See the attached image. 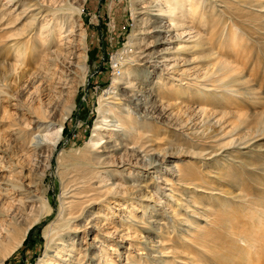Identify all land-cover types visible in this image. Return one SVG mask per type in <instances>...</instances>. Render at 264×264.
I'll return each instance as SVG.
<instances>
[{"label": "rangeland", "instance_id": "rangeland-1", "mask_svg": "<svg viewBox=\"0 0 264 264\" xmlns=\"http://www.w3.org/2000/svg\"><path fill=\"white\" fill-rule=\"evenodd\" d=\"M200 1V10H197L195 16H187L181 21L186 27L184 29L191 32L189 38L183 39L184 41L193 36L195 40L203 42L202 48H196L197 52L194 54H184L188 61H193L188 67L192 71L189 74L191 75L190 81H185L189 83V86H186L192 90L179 93L178 104L172 98L165 99V106L170 107L165 109L171 114L169 119H155L160 115L157 112L152 121L146 120V118L153 115L150 113L152 105L158 104L159 100L154 97L155 91L163 86L169 89L174 87L168 77L164 78L161 75L159 64L157 67L153 63L141 66V63L136 60L140 56V52L149 47L157 38L150 33L149 25L151 23L149 20H152L150 15L148 17L144 12L139 14L142 11V5L155 2L154 0H137L136 2L135 0H0V164L3 163L2 168L7 170L0 175L10 176L12 182L14 180L13 183L17 185L27 182L34 183L35 194L42 199V203L37 204L36 209L40 215L39 222L28 232L23 244L10 256L8 255L9 258L3 264H37L39 260L44 259V253L49 243L44 235L45 229L54 223L55 230L50 233L52 236L65 225L68 210L63 211L62 203L63 197L70 192V186L73 184L72 176L75 174L73 164L76 159L91 154L86 145L99 117L98 107L101 99L104 98L105 91L112 87L114 75L118 73L119 68H122L123 71L122 78L119 80L121 84L123 83L122 87L127 86L128 82H133L135 88L142 92L135 96L132 103L125 104L123 107L125 113L123 114L135 121L138 120L139 123L150 122L154 126L152 134L157 135V139L161 142L158 147L162 153L156 158L153 157L154 159L139 158L140 162L137 163L138 158L134 154L129 152V156L125 157L132 167L131 178L126 184L119 179H117V183L123 185L126 191L130 189L129 193L136 191L133 185L140 184L146 188L147 194L144 195L147 198H144V201L130 200L129 203L114 198H110L106 203L105 201L101 202L102 199L99 198V206L94 212L100 213H98L100 215L98 221L100 220L101 223V243L106 247L97 243L93 253L97 254V248L101 246L102 264L105 261L106 264H165V259L169 264H189L188 259H184L185 257L178 261L174 257H165L161 253L165 241L169 240L167 245L172 252L183 251L181 253L187 255L188 251L186 252L181 244L182 236H188L181 230H187V228L177 224L175 218L184 217L181 223H185L187 220L194 227L200 226L199 228L208 229L221 226V221L229 224V218L233 217L240 223L241 236L236 242L228 237L220 239L218 242L221 244L219 243V249L217 248L215 254L217 259L215 256L216 260L210 257L209 263L208 260L207 263L264 264V215L253 218L257 208L250 205V201L258 198L260 194L264 197V177L253 172V169L234 167L225 171L230 175L228 180L232 181L233 187L219 186L209 180L207 176V173L212 170L210 168L212 165H207L199 159V155L203 154L206 149L208 152L217 149L226 152L216 157L221 162H224L223 160L229 153H235L238 156L246 157L257 166L264 163V154L262 158H258L261 156L257 154L256 150L264 149V17L259 21L249 20L248 14L243 8H241L242 12L239 10L234 12L227 8L221 10L212 0ZM232 2L235 5L241 6L242 4L240 1L233 0ZM37 3L47 5L48 9L58 14L35 23L32 16L25 15L24 11L28 6ZM161 7L167 8L163 4ZM79 8L80 13L77 12ZM4 9L8 11L6 10L5 13ZM68 15L70 21L63 25L64 19ZM200 15L201 18H199ZM46 21H51L50 25L55 24L54 30L49 28L53 31L50 36H54V44L43 43L44 38L40 37L42 30L44 34L50 33L47 32L48 28L45 31L42 28V24H45ZM165 21L166 19H163L162 23L167 25L168 23ZM62 25L63 27L60 28ZM66 26H73L71 38L74 40V44L68 50L81 55L79 59H75L77 64L70 71L64 65L66 59L62 60L68 54L58 46V38L61 31L66 30ZM35 29L37 32L32 34ZM178 32L180 31L162 32L161 36L165 38L163 41L171 42L160 43V45L149 48L148 51L158 53L159 50H170L175 47L181 42ZM136 33L139 35H135ZM135 37L139 39H135ZM131 39L135 45L134 51L123 54ZM41 46L42 55L40 54ZM57 47L61 49L57 51ZM16 52H26L27 55L25 59H18L15 57ZM59 52L63 53L62 56ZM85 55L86 61L82 60ZM38 56H41L40 59ZM119 57L121 58L117 63L116 60ZM41 61L44 64L40 63ZM47 61L49 62L47 63ZM37 64L38 66H36ZM83 67L87 68L86 72ZM158 82H162L161 85ZM210 88L212 90L206 94L205 90ZM234 94L237 97L232 99ZM109 110L112 114H116L118 111L115 108H109ZM62 122L64 126L58 147L55 149L54 155L46 159L47 147L49 143H54V137H49L48 140L43 138L46 145L36 147L40 142L43 143L40 134L46 135L42 131L43 129H40V125L46 127L47 124L56 125ZM133 126L135 127L133 138L134 135L136 136L134 133L146 129L145 127L139 128L134 123ZM204 130L205 132H203ZM165 143L168 146L164 145ZM229 144L232 145L229 146ZM169 147L176 148V150L188 149L191 154L188 156L179 154L169 158L165 151H162ZM109 161L110 165L114 166L119 158L113 156ZM162 161L163 163H161ZM149 162L158 163L161 166L159 171L145 170L148 166L150 168ZM97 169L99 170V168ZM178 169H188L196 173L195 183L187 185L188 189L185 190L187 193L191 192L190 194H192V187L198 185L201 186V189H221L223 193H227L226 197L215 195L209 197L210 195H201L200 192H196L191 195L193 202L202 204L205 209L198 211L190 205H187V209L186 202L180 201L179 198L182 193L176 192L178 187H176L175 177L179 174ZM9 171L11 172L9 173ZM12 173L17 177L11 176ZM102 177L108 179V183L113 181L105 174H102ZM15 178L18 179L15 180ZM159 178L163 181L166 180L167 185L156 183ZM172 186L175 188L173 189ZM159 187L161 188L159 189ZM103 189L105 190L107 187ZM237 195L240 197L239 200L234 198ZM170 196L173 197L170 198ZM1 197L0 193V212L9 216L18 205L16 206L14 203V198L6 201ZM147 206L148 210L143 215L141 212ZM132 209L134 210L131 213ZM191 211H195L194 218L188 216ZM128 213L141 222L135 223L136 226L128 234L131 237L119 238L118 235L121 236L122 233H125L123 231L125 230L124 220H128ZM223 214L224 216H222ZM31 218H33L32 215L28 220H33ZM60 218L61 220H59ZM2 219L0 225H4V223L8 225L10 222L7 218ZM259 220L261 221L257 222ZM261 225L262 227H259ZM22 228V226L16 225L10 230L12 232L0 237V244L3 245H0L1 259L9 246L19 238ZM249 229H255V234L246 237L247 233L251 234ZM183 233L184 235H182ZM197 234L198 232L194 235L197 236ZM221 234L225 236L224 232ZM84 236V233L79 235L80 241L89 243ZM94 237L95 233L91 236V240ZM247 238L257 246L250 247V241ZM246 239L249 242L244 241ZM86 246V244H82L79 247L84 249ZM210 254L213 255V253ZM104 256L105 259L107 258L105 261H103ZM211 258L212 260H210Z\"/></svg>", "mask_w": 264, "mask_h": 264}, {"label": "bare ground", "instance_id": "bare-ground-1", "mask_svg": "<svg viewBox=\"0 0 264 264\" xmlns=\"http://www.w3.org/2000/svg\"><path fill=\"white\" fill-rule=\"evenodd\" d=\"M136 1L137 0H135V2ZM154 1L155 2H149V4L145 3L146 5L145 4L142 5V7H141L142 11L139 12V14L144 12V14H146L148 17L150 15V18L152 19V20H149V23H151L149 25L150 26V33H152L153 36H157V38L154 40V42H152L150 44L149 47L143 49L142 52H140V56L136 60L139 61V63H141V66H144L145 64L148 65V64L153 63L157 67V65L159 64L160 65L159 69L162 72L161 75H163L164 78H165V76L168 77L169 81H171L174 84V87L172 86L169 89V88L163 86V87H161V89L157 88V90L155 91L154 97H156L159 101H158V104L156 103L157 105L156 104L152 105L153 107H152V111L150 113L153 115L146 118V120H152V121L155 118V117L153 118V116L157 112L160 113V115H159V117H156L155 119H157V120L160 118L169 119V116L171 114H169L167 112V110H165V109H169L170 107L168 108V107H166L167 105L165 106V104H164L165 99H169V98L171 99L172 98L178 104V101H177V100H179L178 94L179 93H185V91L188 92V91L192 90V89L188 88L189 83L185 82V81H190L191 75H189V74H190L191 70L188 69V67L190 64H192L193 61L192 62L188 61L185 58L184 54H188V55L194 54L195 52H197L196 48H200V49L202 48V43H203L202 40H200V41H197V39L195 40L194 39L195 37H193V36L190 37L189 40L184 41L183 39L190 36L191 32L187 31V29H184L186 27L181 22L182 19L186 18L187 16H193V17L195 16L194 14L200 8V5H199L200 4L199 2H201L200 0H154ZM212 1L214 3H216L217 6L221 10L227 8L228 10L231 9L234 12H236L238 10L241 11V8H243L246 11V13L248 14L249 20L259 21L261 18L264 17V13H263L264 12V0H234V1H240L242 3L241 6L239 4L238 5L233 4V2H232L233 0H212ZM153 4L154 5L156 4V5L154 6ZM161 4L167 6V8L166 9L162 8ZM25 7H27V6H25ZM25 9H26V11H24L25 15L28 16L30 14L32 16V18L35 20V23L37 21L38 22L42 21V20L48 18L49 16H54V15L56 16L58 14V13H55L54 11L48 9L47 5L45 6V4L41 5V4L37 3L36 5L35 4L30 5ZM6 10H5V13H6ZM77 10H78L77 12L80 13V8ZM199 18H201V15ZM163 19H166L165 22L168 23L167 25L165 23H162ZM64 20H65V22L63 23V25L68 24L70 21L69 15ZM50 24H51V21H48V22L46 21L45 24L44 23L42 24V28L44 29V31L48 28L47 32H50V33L44 34L43 30H42V32L40 31L41 32L40 37L44 38L43 43L47 42V44H49V43H53V41H54V36H50V34L53 32L52 30H54L55 24L54 23H52L53 25H50ZM63 25L60 28H62ZM252 27H254V26H252ZM49 28L52 30H50ZM36 29L33 30L35 32L32 31L33 32L32 34H35L37 32ZM3 30H5V29H3ZM170 30L180 31V32H178V36H179L181 42H179L175 47L171 48L170 50L169 49H162V50H159L158 53L157 52H152V53L149 52L148 51L149 48L160 45V43L165 42V44H166V42H171V41H163V40H165V38H163V36H161L162 32L170 31ZM72 33H73V26L72 27L66 26V30L61 31L60 37L58 38L59 39L58 46L61 47L62 50L64 49L65 51L64 50L63 51L66 54H68L67 57L64 54V56L66 58L62 59L64 61L66 59L64 65L68 71H70V69H72L73 67L76 66L75 64H77V61H75V59H77V58L79 59L81 56L80 54H75L74 53L75 51L71 52L68 50L71 48V45L74 44L73 43L74 40L71 38ZM135 35H139V34L136 33ZM200 35H198V36H200ZM46 36L47 37L49 36V38H46ZM136 38L139 39L138 37H135V39ZM197 38H200V37H197ZM191 39H192V41H190ZM193 40H195V41H193ZM56 43H55V45H56ZM133 44L134 43L131 39L130 42L126 45L125 50L123 51V54L124 53L126 54L127 52H129V53L133 52L135 49V45H133ZM25 46H26V44H25ZM8 47H9V45H8ZM39 47H40V45H39ZM26 48H27V46H26ZM35 48H33V49H35ZM61 48L57 47L56 50L58 51V49L60 50ZM12 50H14V49L12 48ZM41 50H43L42 46L40 49V54L42 53ZM51 53H54V52L52 51ZM62 54H61V56H62ZM73 54H74V56H73ZM123 54H121V55L123 56ZM26 55H27L26 52L25 53L16 52L15 57H17L18 59H21V58L25 59ZM50 56H52V55H50ZM56 56H54V57H56ZM58 56H59V54H58ZM38 57L40 59L41 56H38ZM83 57H84V59H82V60H85L86 55ZM17 58H16V61H17ZM120 58L121 57H119L116 60L117 63L120 61ZM44 59H42V60H44ZM48 59H50V58H48ZM195 59H196V57H195ZM195 59L193 58V60H195ZM62 60H60V62H62ZM82 60H80V61H82ZM48 62L49 61H47V63ZM40 63H42V61ZM42 64H44V63H42ZM42 64H40V65H42ZM45 65H46V63H45ZM36 66H38V64ZM119 69H120L119 70L120 72L118 71V73H115V75H114L115 78L113 80L112 87L109 88L107 91H105L104 98L101 99L100 105L98 107L99 117H98V119H97V121H96V123L92 129V134H91L90 140L87 142V145H86V148L88 149V151H90L91 154L76 159L75 163L73 164V166H74L73 168H75L74 169L75 174L73 173L74 175L72 176V183L73 184H71V186H70V192L65 197H63L64 201L62 203L63 211L64 210H65V212H66V210L69 211V212L67 211V214H66V219H65L66 223H65V225H63V228L61 227L62 229H60V230L58 229V232L54 235L52 234V236L50 233L55 230L54 223L50 224L51 226H48L45 229L44 235L48 239L49 243H48L47 249L44 253L45 254L44 259H42L41 261L39 260V262L37 264H102L101 246H99L97 248V254L93 253V250L96 249L97 243H101V235H102V234L100 235L101 223H100V220L98 221V219L100 218V215H99L100 213L94 212L96 210V207L98 208V206H99V198L102 199L101 202L105 201L106 203H107V200H109L110 198H112V199L114 198L115 200L123 201L126 203H129L130 200H134V199L138 200V201L139 200L144 201V198H147L144 195V194H147V192H145L146 188H144V186H141L140 184H137L136 186L133 185V187L136 188V191H134V193L132 191L129 193L128 191L130 189H128V191H126L123 185L117 183V179H119V181L126 184V182H128L131 178L132 167H131V164L128 162V159L125 158L126 156H129V152L134 154L135 157L138 158V160H136V163L139 161V158H142L143 160L144 159L147 160V157H148V160H149V158L154 159L157 156H160L162 153L161 149L158 147L159 146L158 144L161 142H159V140L157 139V135L152 134L154 126L150 122H147V121H145V123L144 122L139 123L138 120L135 121L133 118H130L129 116H126L125 114H123V113H125V112H123V107L125 106V104L127 102L132 103L135 96H137L138 93H142V92L140 90L138 91L135 88V85L133 82H128L127 86L122 87L123 83L121 84V81H119V80H121V78H122L123 71H122V68H119ZM83 70L86 72L87 68L83 67ZM43 71L48 72L46 70H43ZM46 75H48V74H46ZM50 79H51V77H50ZM64 82H66V81H64ZM58 83H60V82H57V84ZM161 83L162 82H158L159 85H161ZM60 85H61V83H60ZM186 85H188V86H186ZM61 86H63V85H61ZM61 86H59L60 89H62ZM119 88H120V90H117ZM115 90H117V91H115ZM211 90H212L211 88L206 89L205 90L206 94H208V92H210ZM249 91H251V90H249ZM187 94H189V93H187ZM183 95H186V94H183ZM172 96H174V97H172ZM236 97H237V95L234 94L232 99H234ZM229 100H231V99L229 98ZM153 102L155 103V101H153ZM109 105H111V106H109ZM109 108H113V109L115 108L118 111L116 114H112L111 111L109 110ZM201 110H202V108H201ZM207 114H208V112H207ZM218 120H217V122H218ZM133 123L135 126H137L139 128L140 127L146 128L142 132L134 133V134H136V136L134 135V138L132 136L133 131H135L134 130L135 127L133 126ZM63 126H64L63 122L57 123L56 125L55 124H49V125L47 124L46 127H43L40 125V129H43L42 131H44L46 135L40 134L41 135L40 139L43 141V143L42 142H40L39 144L37 143L38 145L36 147L39 148L40 146L46 145L43 138L47 139L49 137H54L53 138L54 143L53 144L49 143V146L47 147L48 148V154L46 155V159H48L54 155L55 149L58 147L59 140L62 137ZM179 126H181V125H179ZM256 128H259V127H256ZM202 130H200V131H202ZM203 132H205V130ZM36 133H38V132H36ZM158 138H160V137H158ZM243 139H245V138H243ZM165 141H166V139H165ZM167 144H168V141H167ZM167 144L165 143L164 145L168 146L169 144L168 145ZM164 145H162V146H164ZM231 145L229 144V146H231ZM162 146H160V147H162ZM253 148H256V147H253ZM236 150H237V148H236ZM256 150H257V154L259 156H261L258 158H262V155L264 154V149L263 150L256 149ZM162 151H165V154H167L169 156V158L171 156H178L179 154H181L183 156H188L191 154V152H189L188 149H183V150L177 149L176 150V148L174 149L173 147H169L165 150L162 149ZM224 153H226V152L220 151L217 149L214 151L208 152L206 149L203 152V154L199 155V159H201L202 162H204L207 165L208 164L212 165V167H210V168H212V170H210L207 173L209 180L214 181L219 186H225V187H229V188L233 187L232 181L228 180V176H230V175L228 173H226L225 171L229 168L233 169L234 167H241V168H244L246 170L248 168L250 170L253 169V172H256L258 175H261L264 177V163L261 165L259 164L260 166H257L256 163L250 162L246 157L238 156L235 153H232V154L229 153L228 156L225 158V160H223L224 162H221L216 157L221 156ZM113 156H115V157L117 156L119 158V161L116 163V165L111 166L109 159H110V157H113ZM253 157H255V156H253ZM153 163H150V168H148L149 167L148 166L145 170L152 169V170L158 172L159 169L161 168V166L156 162H153ZM161 163H163V161ZM2 164H0V174L7 172V170L5 171V169L2 168V166H3ZM225 164H227L228 166H226ZM96 165H97V167H96ZM7 167L9 168V166H7ZM10 167H12V166H10ZM255 167H258V168H255ZM97 168H99V170ZM240 170H242V169H240ZM10 172L11 171H9V173ZM15 172H16V170H15ZM147 172L149 173V171H147ZM178 172H179V174H177V176L174 175V176H176L175 178L177 181L176 187H178L176 192L182 193V195H180L178 193L180 195L179 198H180V201L184 200L186 202L185 207L187 209H188L187 205L188 206L190 205V207H193L194 209H197L198 211H203L205 209L202 206V204H199V203L195 204L193 202V200L191 198V195L193 193L200 192L201 195H208V196L210 195L209 197L215 195V196H221L223 198L226 197V195H227V193L226 194L223 193V191H221V189H215V188H213V189L202 188L201 189V186H198V185L192 187V190H191L192 194H190L191 192L187 193L185 191L188 189L187 185H188V183H190L192 185L195 183L196 173H194L192 170H188V169H185V170L178 169ZM13 173L11 176H16V174H13ZM102 174L103 175L105 174L111 180H113L112 183H108L109 180L108 179L106 180V178H103ZM233 175H234V173H233ZM177 177H179L178 180H177ZM17 179L15 178V180H17ZM13 182H15V181L13 180ZM13 182L10 179V176L6 177V176L0 175V193L2 196L1 198H5L6 201H7V199L14 198L13 199L15 201L14 203H16V206L18 205V207L15 210L13 209L14 211L12 210L13 212L10 213L9 216L4 215L3 213L0 212V221L3 220L2 218H7V220L10 221L8 223V225H6L5 223H4V225L3 224L0 225V237H3V235L6 236L9 232H12L10 230L16 225L22 226L23 228L21 229V235L18 236L19 238L16 239L11 246H9L7 251L5 249L6 252H5L4 256H2L3 258L2 259L0 258V264H3L4 261L6 259H8L9 256L18 247H20L23 244V242L25 241V238L28 235V232H30L31 229L35 227V225L39 222V218H40V215H39V213H37L36 209H37V206L42 203L41 202L42 199L38 198V196L35 194V192H36L35 187L36 186L33 185L34 183L27 182L26 184L17 185ZM156 183H158V184L164 183L167 185L168 182L166 180L163 181L159 178V180ZM104 187H107V189L104 190L103 189ZM133 187H131V188H133ZM160 188L161 187H159V189ZM172 188L174 189L175 187L172 186ZM126 189H127V186H126ZM131 190H133V189H131ZM197 196H199V195H197ZM172 197L173 196H170V198H172ZM234 198H236V200H239L240 197H239V195H237V196H234ZM66 200H68V201L66 202ZM259 201H261V203H259ZM44 202H46V201H44ZM250 202H251L250 205H253L257 208L255 214L253 215V218L263 216L264 215V206H263L264 205V197L260 194L258 196V198L253 199ZM14 206H15V204H14ZM12 207H13V204H12ZM12 207H11V209H12ZM254 209L255 208L253 207V210ZM133 210L134 209L130 210V212L132 213ZM147 210H148V206L144 207V209H143L144 212L142 211L141 213L143 215H145V212H147ZM187 212L188 211L186 210V213ZM191 212L188 213L189 214L188 216H190L191 218H194L195 211L194 212L191 211ZM149 214H151L150 211H149ZM31 215L33 217L31 219H33V220L29 221L28 218ZM222 216H224V214ZM59 217H60V214H59ZM127 218H128L127 221L124 220L125 221L124 222L125 223V230H123V231L125 232L124 233L125 235L122 233L121 236L118 235L119 238L120 237L121 238H124V237L127 238L128 236L131 237L130 235H128L129 232H131V230L134 229V227L136 226L135 223L138 224L141 222V221L139 222L138 218H135L134 216H131L130 214H129V217H127ZM183 219H184V217L183 218L176 217L175 222H177V224L184 225L187 228V230H184V229L181 230L186 235H188V236H182V239H181L182 240V243H181L182 247L185 249L186 252L188 251L187 255L182 254L183 251H181L182 253L181 252L177 253L174 251L172 252L171 248H169V245H167L169 240L165 241V244L163 245V249H162L163 252L161 251V253H163V256H165V257H168V258L174 257V259H176V260L185 257L184 259H188L189 264H205V263H207V260L210 257L214 258L215 254L217 253L216 250L219 247L218 245H219V243L221 244V242H218V241H220V239L228 237L229 239L235 240V242H236L237 239L241 236L240 233H242L240 231V223L238 222L237 219H235L233 217L229 218V224H225V221H221V223H220L221 226L216 227V228L210 227L208 229L202 228V227L199 228L200 226L194 227L191 224V222H189L187 220L185 221V223H181V221ZM59 220H61V218ZM104 220H105V217H104ZM82 221H83V223H82ZM149 221L150 220H148V222ZM260 221L261 220H259L257 222H260ZM62 222H63V219H62ZM257 222H256V224H257ZM59 223H61V222H59ZM251 223H253V222H251ZM262 225L259 227H262ZM241 227H244V226H241ZM221 231L224 232L225 236L221 234L222 233ZM249 231L251 232V234L247 233L246 237H248L250 235L253 236L255 234V229H252V230L249 229ZM114 232H116V231H114ZM197 232H198L197 236L194 235ZM83 233L85 234V236H84L85 240H87L89 243H87V242L82 243V241H80L81 238L79 237V235H81ZM94 233H95V237L93 238V240H91V236ZM184 233L182 235H184ZM103 236H105V235H103ZM247 239L244 241L249 240V239L248 240ZM249 241H250V245H249L250 247L257 246L256 243H254L253 241H251V240H249ZM82 244H86L87 246L83 249V247L82 248L79 247ZM0 245L3 246L2 244H0ZM100 245L106 247V245H104L103 243H101ZM50 253H53L54 255H52ZM165 253L167 255H164ZM210 253H213V255L211 256ZM212 258L210 260H212ZM215 258H216V256H215ZM105 260H107V258L105 259V256H104L103 261H105ZM166 260L167 259H165V264H169V262ZM220 261H221V258H220ZM208 263H209V260H208ZM103 264H106V261Z\"/></svg>", "mask_w": 264, "mask_h": 264}]
</instances>
